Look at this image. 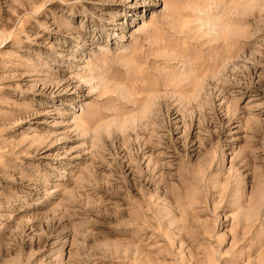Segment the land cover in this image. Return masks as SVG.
<instances>
[{"label":"rangeland","instance_id":"374dc122","mask_svg":"<svg viewBox=\"0 0 264 264\" xmlns=\"http://www.w3.org/2000/svg\"><path fill=\"white\" fill-rule=\"evenodd\" d=\"M0 264H264V0H0Z\"/></svg>","mask_w":264,"mask_h":264}]
</instances>
